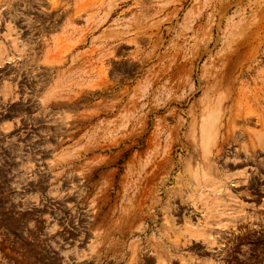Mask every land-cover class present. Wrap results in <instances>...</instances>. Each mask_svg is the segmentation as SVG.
<instances>
[{
  "label": "rangeland",
  "instance_id": "374dc122",
  "mask_svg": "<svg viewBox=\"0 0 264 264\" xmlns=\"http://www.w3.org/2000/svg\"><path fill=\"white\" fill-rule=\"evenodd\" d=\"M0 264H264V0H0Z\"/></svg>",
  "mask_w": 264,
  "mask_h": 264
},
{
  "label": "bare ground",
  "instance_id": "6f19581e",
  "mask_svg": "<svg viewBox=\"0 0 264 264\" xmlns=\"http://www.w3.org/2000/svg\"><path fill=\"white\" fill-rule=\"evenodd\" d=\"M210 134V133H209ZM203 141V140H202ZM208 142V141H207ZM203 143H205V142H203Z\"/></svg>",
  "mask_w": 264,
  "mask_h": 264
}]
</instances>
